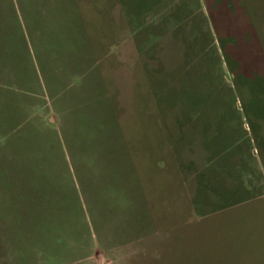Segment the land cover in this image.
Listing matches in <instances>:
<instances>
[{"label":"rangeland","instance_id":"obj_1","mask_svg":"<svg viewBox=\"0 0 264 264\" xmlns=\"http://www.w3.org/2000/svg\"><path fill=\"white\" fill-rule=\"evenodd\" d=\"M64 1L119 124L106 126L104 104L102 122L31 141L33 178L14 180L10 210L36 217L45 204L46 222L30 223L37 238L8 240L13 261L264 264V0H0V41L32 70L38 33L68 47ZM96 134L124 135L137 174L99 175L82 143Z\"/></svg>","mask_w":264,"mask_h":264},{"label":"crops","instance_id":"obj_2","mask_svg":"<svg viewBox=\"0 0 264 264\" xmlns=\"http://www.w3.org/2000/svg\"><path fill=\"white\" fill-rule=\"evenodd\" d=\"M63 3V15L72 16V19L66 17L70 24L63 30V44L67 42L68 47H55L56 51L48 45L51 40H43L42 34L38 33L35 36L37 49L30 48L28 40V53L35 57L32 60L33 70L30 57L20 56L19 48L15 49L10 40L0 41V136H3L0 138L3 140L0 141V264H26L21 261L23 255H18V262L13 261L11 256L15 252L8 240L37 238L40 235L35 237L32 233L39 232L32 231L30 223L40 224L41 216L46 222L45 204L37 205L40 215L36 217L21 212L22 205H18L13 212L10 210L12 199L18 200L21 190L14 180L23 186L33 178L30 174L32 161L39 155L32 153L31 141L46 143L47 136L54 138L53 130L57 135V129L61 133L64 124L73 125L74 121L82 123L85 120L88 123L93 119L102 122L99 119L103 115L104 104L112 118L106 126L119 124L114 98L107 89L100 61L92 41L87 42L91 40L90 36L74 30H79L80 20L83 21L80 12L76 6L68 8L67 2ZM70 3L69 7L72 1ZM75 16L79 17L77 21L73 20ZM51 30L52 26L43 31ZM70 45L74 52L70 51ZM47 131L51 134L47 135ZM88 139L82 140L83 150L89 158L97 159L100 165L97 173L103 178L111 175L112 180L118 175L137 174L124 135L117 138L96 134L92 140ZM13 176L17 177L13 179ZM25 176L31 177L26 181ZM34 228L37 226L34 225Z\"/></svg>","mask_w":264,"mask_h":264}]
</instances>
